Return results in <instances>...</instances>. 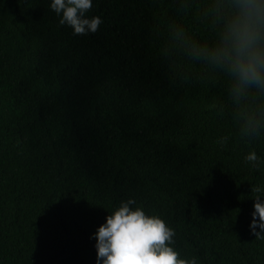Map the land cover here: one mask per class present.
<instances>
[{"label":"trees","instance_id":"1","mask_svg":"<svg viewBox=\"0 0 264 264\" xmlns=\"http://www.w3.org/2000/svg\"><path fill=\"white\" fill-rule=\"evenodd\" d=\"M51 3L0 0V264H97L129 199L182 259L264 264V89L224 58L243 0H92L84 34Z\"/></svg>","mask_w":264,"mask_h":264},{"label":"clouds","instance_id":"2","mask_svg":"<svg viewBox=\"0 0 264 264\" xmlns=\"http://www.w3.org/2000/svg\"><path fill=\"white\" fill-rule=\"evenodd\" d=\"M92 0H52L51 8L61 15L60 23L76 34L95 32L99 18L87 19ZM244 15L232 26L224 58L244 87L264 89V0H243ZM257 162L255 152L246 157ZM135 201L121 202L93 235L97 241V264H197L182 259L174 244V230L158 216H149ZM256 237L264 236V199L257 198L249 225ZM259 229V231H257Z\"/></svg>","mask_w":264,"mask_h":264}]
</instances>
